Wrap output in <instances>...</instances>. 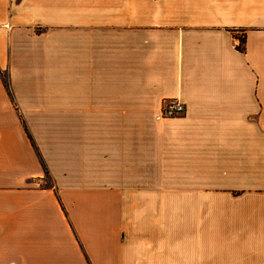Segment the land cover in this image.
Here are the masks:
<instances>
[{"label":"crops","instance_id":"0c3cea01","mask_svg":"<svg viewBox=\"0 0 264 264\" xmlns=\"http://www.w3.org/2000/svg\"><path fill=\"white\" fill-rule=\"evenodd\" d=\"M0 71V264H264V0H0ZM36 112L78 119L88 192L29 187Z\"/></svg>","mask_w":264,"mask_h":264},{"label":"rangeland","instance_id":"374dc122","mask_svg":"<svg viewBox=\"0 0 264 264\" xmlns=\"http://www.w3.org/2000/svg\"><path fill=\"white\" fill-rule=\"evenodd\" d=\"M37 32L41 33L42 30L39 29ZM57 45L61 46L62 43H58ZM46 59V54L40 53L39 62H46ZM3 75L8 82V73L5 71ZM40 89L47 90L48 88L47 86L43 87L40 85L39 90ZM57 97L58 96L45 95V99L43 100L42 104L48 105L50 103L47 99L54 100ZM41 113L42 112H36L32 117L18 118V121L22 127V124L24 123V126L27 128V131L30 137L33 139L34 145L36 147V149H34L28 140L30 144V149L28 152L32 153L34 162L40 165L41 178H34L32 185L29 187L35 190L53 187L54 193H63L60 191L64 184L63 182L67 181L68 184H74L76 186L78 184L73 180H78L79 177L81 178V184L84 186V190H87L88 192V190L91 189L90 186H94V183L88 179L90 178L89 174H91L89 170L92 169L93 166L90 165V162L88 161L89 156L87 157V153L89 155L93 153V151L86 152L85 150L80 151L78 149V146L80 145L79 142L81 141L78 119L68 118L66 116L60 115L41 116ZM50 113L53 114L54 112ZM128 120H133V124L135 123L136 126H143V124H146L148 119L138 118ZM117 121H122V119H117ZM14 141V154L21 156V154L26 153V151L21 148L19 141L17 139ZM107 152L111 153L112 151ZM107 152H103L102 154H108ZM26 154H24L25 157ZM40 158H42L44 162V165L48 171V175L44 174L43 168L40 164ZM99 160L103 161L104 163L107 158H100ZM81 161L82 165L80 163ZM85 162L87 163L85 164ZM104 169H108V167L104 166Z\"/></svg>","mask_w":264,"mask_h":264},{"label":"built area","instance_id":"2783aa9c","mask_svg":"<svg viewBox=\"0 0 264 264\" xmlns=\"http://www.w3.org/2000/svg\"><path fill=\"white\" fill-rule=\"evenodd\" d=\"M185 107L177 99H167L160 109V118H174L183 115Z\"/></svg>","mask_w":264,"mask_h":264},{"label":"trees","instance_id":"16d2710c","mask_svg":"<svg viewBox=\"0 0 264 264\" xmlns=\"http://www.w3.org/2000/svg\"><path fill=\"white\" fill-rule=\"evenodd\" d=\"M243 44H244V38L242 37L241 39H239V45H238V47H237L238 51H240V52H243V51H244V47L242 46ZM0 79H1V81H2V83H3V85H4V87L6 88L8 94L10 95V93H9V89H8V83H7V80H6V78L4 77V75L2 74L1 71H0ZM22 123H23V122H22ZM22 125H23V128H24V132H25V134H26L28 140L30 141L31 146H32L34 149H36V147H35V145H34V142H33V139L30 137V135H29V133H28V131H27V128L24 126V123H23ZM40 164H41V166H42V168H43L44 174H45V175H48V171H47V169H46V167H45V165H44V162H43L42 158H40Z\"/></svg>","mask_w":264,"mask_h":264}]
</instances>
